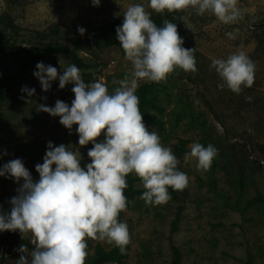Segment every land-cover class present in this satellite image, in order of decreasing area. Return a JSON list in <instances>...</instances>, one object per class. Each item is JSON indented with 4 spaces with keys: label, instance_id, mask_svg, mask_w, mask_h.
<instances>
[{
    "label": "rangeland",
    "instance_id": "rangeland-1",
    "mask_svg": "<svg viewBox=\"0 0 264 264\" xmlns=\"http://www.w3.org/2000/svg\"><path fill=\"white\" fill-rule=\"evenodd\" d=\"M130 4H143L152 12V20L163 26V14L148 9V0H101L99 7L92 0H0V19L8 14L21 29L16 32L0 22V33L12 39L10 50L0 59V168L21 159L38 181L35 166L43 163L49 142L79 149L82 167L91 162L87 153L93 145L79 146L77 126L70 133L59 117L37 111V105L54 107L57 100L71 105L75 98L72 84L61 90L57 79L44 92L34 76L39 62L63 74L72 64L70 58L20 52L46 43L71 45L81 36V27L87 34L107 23H123V10ZM238 6L244 17L232 25H224L208 13L199 16L194 10L169 20L176 24L183 47L196 49L198 71L185 73L177 68L166 81L141 82L136 94L145 125L181 161L179 170L188 175L189 186L176 191L177 198L167 204L147 205L140 199L145 191L142 182L130 174L136 179L135 189L141 192L128 201L119 219L127 223L131 243L121 254L106 242L88 240L86 263L95 261L103 250L118 258L104 264H173L174 245L181 252L182 264H264V152L259 149L264 147V0H239ZM228 32L235 39H229ZM241 49L255 63V79L251 88L235 94L227 86L219 87L223 81L210 66L214 58L226 59ZM79 55L93 66L80 69L85 83L102 80L109 93L118 87L113 80L131 72L124 51L115 45L97 41ZM24 87L35 89L31 104L21 99L22 95L27 99L21 91ZM154 104L162 111L155 110ZM149 114L156 115L163 126L151 122ZM196 142L218 149L211 169L204 173L196 169L195 161L183 163L189 145ZM240 165L245 170L244 189ZM19 187L14 179L0 177L3 213L10 212V200ZM22 244L28 245L29 252L34 249L30 237L22 239L18 231L0 232V258L16 262Z\"/></svg>",
    "mask_w": 264,
    "mask_h": 264
},
{
    "label": "clouds",
    "instance_id": "clouds-1",
    "mask_svg": "<svg viewBox=\"0 0 264 264\" xmlns=\"http://www.w3.org/2000/svg\"><path fill=\"white\" fill-rule=\"evenodd\" d=\"M239 0H148L147 8L157 14L187 13L194 10L199 16L213 15L224 25L239 23L244 11ZM99 7L101 0H92ZM152 12L143 4H130L123 10V23L116 28L117 40L131 64V72L109 93L102 80L85 83L81 70L70 64L60 74L56 67L39 62L34 76L42 90L48 92L52 82L59 80V88L72 84L74 99L71 105L57 100L54 107L37 105V111L59 117L60 124L71 133H78L81 148L88 150L90 163L82 167L80 150L72 145L56 146L52 142L42 164L35 166L39 180L21 159H13L0 168V177L12 178L20 185L10 200L9 213L0 209V232H19L22 239L30 237L34 249L22 244L16 264H86L88 240L106 242L125 254L131 243L126 222L119 216L127 208V177L135 174L145 191L140 199L147 205H164L171 196L169 189L184 191L189 186L188 175L179 170L181 161L170 147L162 144L156 131H149L144 123L136 94L141 82L166 81L177 68L196 73V49L183 47L175 23L165 19L163 26L151 18ZM181 19H185L181 16ZM84 28H78L83 35ZM235 39L232 32L226 33ZM212 69L225 86L235 94L254 84L256 66L244 50L226 59L212 60ZM21 96L31 104L35 89L22 88ZM46 99V98H45ZM102 142H98L101 137ZM183 163L196 162L201 173L211 169L218 149L209 144L189 145ZM6 154V153H5ZM21 181L23 183L21 184Z\"/></svg>",
    "mask_w": 264,
    "mask_h": 264
},
{
    "label": "trees",
    "instance_id": "trees-1",
    "mask_svg": "<svg viewBox=\"0 0 264 264\" xmlns=\"http://www.w3.org/2000/svg\"><path fill=\"white\" fill-rule=\"evenodd\" d=\"M181 13H168L167 11L163 13V17L168 20H172L175 16L180 15ZM0 22L5 24L6 27L9 29H12L16 32L21 30L17 24L14 22L12 17L8 14L3 15L2 18L0 19ZM122 23L118 22H112V23H107L98 28L96 32H90L81 36L76 37L75 41L71 45H56L53 43H46L40 47L34 48L32 47L31 49H24L20 52V54H24L27 52L31 53H46L49 55H63V56H68L70 58V61L72 64L77 65V67L81 70H88L93 68L92 65L86 63L82 57L79 55V52L83 50L84 47L93 45L97 41H101L105 45H115L121 48L118 40H117V33H116V28L118 26H121ZM157 26H162L161 24ZM261 28L263 30L264 34V24L261 25ZM12 46V39L4 33H0V59L3 57L5 53H7ZM122 49V48H121ZM123 50V49H122ZM153 107L157 111H162L161 107L158 105L154 104ZM140 111L142 113L143 109L142 107H139ZM149 119L151 122L156 124L158 127L163 126V122L154 114H149ZM264 152V147H259ZM239 175H240V184H241V189H244V183H245V170L243 165L239 166ZM136 182V179L129 175L127 177V188L125 190V195L127 197V201H130L134 199L141 191L135 189L134 184ZM169 194L172 199L177 198L176 191L169 189ZM172 251L174 255V261L173 264H182V255L180 250L172 245ZM120 258V257H119ZM118 258L114 253H108L103 250L99 252V255L97 259L93 262H89L86 264H104L106 262H110L113 260H117ZM0 264H16V262L9 263L6 259L3 257L0 258ZM247 264H251L250 262H247Z\"/></svg>",
    "mask_w": 264,
    "mask_h": 264
}]
</instances>
